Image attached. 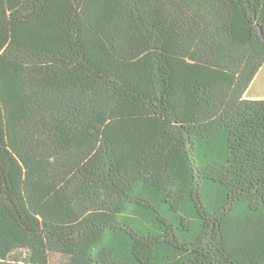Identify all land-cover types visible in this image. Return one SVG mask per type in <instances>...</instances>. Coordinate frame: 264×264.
<instances>
[{
    "label": "trees",
    "instance_id": "obj_1",
    "mask_svg": "<svg viewBox=\"0 0 264 264\" xmlns=\"http://www.w3.org/2000/svg\"><path fill=\"white\" fill-rule=\"evenodd\" d=\"M264 0H0V264H264Z\"/></svg>",
    "mask_w": 264,
    "mask_h": 264
},
{
    "label": "rangeland",
    "instance_id": "obj_2",
    "mask_svg": "<svg viewBox=\"0 0 264 264\" xmlns=\"http://www.w3.org/2000/svg\"><path fill=\"white\" fill-rule=\"evenodd\" d=\"M251 90L257 91L256 93H260V95H264V65L258 73ZM249 93H251V91H249Z\"/></svg>",
    "mask_w": 264,
    "mask_h": 264
},
{
    "label": "crops",
    "instance_id": "obj_3",
    "mask_svg": "<svg viewBox=\"0 0 264 264\" xmlns=\"http://www.w3.org/2000/svg\"><path fill=\"white\" fill-rule=\"evenodd\" d=\"M264 65V63H263ZM262 65V66H263ZM261 66V68H262ZM261 68L258 70V72L256 73V75L253 77L252 81L250 82L248 88L246 89L245 93H244V96L247 97V98H264V95H260V93H256L257 91H253L251 90L252 88V85L255 81V79L257 78V75L258 73L260 72ZM249 91H251V93H249Z\"/></svg>",
    "mask_w": 264,
    "mask_h": 264
}]
</instances>
